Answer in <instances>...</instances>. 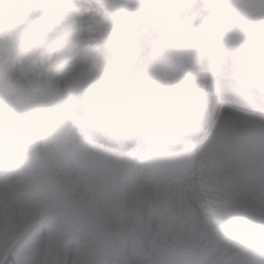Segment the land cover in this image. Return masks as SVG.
Returning a JSON list of instances; mask_svg holds the SVG:
<instances>
[{
    "label": "clouds",
    "instance_id": "clouds-1",
    "mask_svg": "<svg viewBox=\"0 0 264 264\" xmlns=\"http://www.w3.org/2000/svg\"><path fill=\"white\" fill-rule=\"evenodd\" d=\"M0 264H264V0H0Z\"/></svg>",
    "mask_w": 264,
    "mask_h": 264
}]
</instances>
